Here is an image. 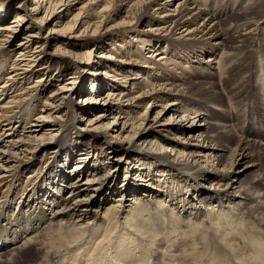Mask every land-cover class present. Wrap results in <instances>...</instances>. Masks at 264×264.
<instances>
[{
  "label": "bare ground",
  "instance_id": "6f19581e",
  "mask_svg": "<svg viewBox=\"0 0 264 264\" xmlns=\"http://www.w3.org/2000/svg\"><path fill=\"white\" fill-rule=\"evenodd\" d=\"M16 1L0 0V72L10 62L0 86V252L15 246L9 255L14 260V254L35 247L28 251L38 259L30 264H264V217L258 215L264 209V174L246 181L247 163L264 150V122L244 130L259 140L229 136L222 149L220 135L207 131L215 126L200 113L206 105L228 106V114L239 117L238 97L253 88L258 70L264 72V0H88L72 18L56 17L58 25L44 41L41 34L58 6L71 10L76 0ZM228 9L234 20L226 18ZM13 12L15 20L6 22ZM108 23L109 31L102 28ZM118 24L123 29L114 30ZM75 28H83L80 35L90 43L71 44ZM17 32L26 33L14 60L7 45ZM68 45L94 47L75 54V72L46 96L50 80L68 72L53 67L61 59L47 63L46 55L54 46L66 52L62 46ZM99 49L109 51L94 57ZM167 58L189 63L178 69L195 82L184 90H157L151 81L158 82ZM36 74L41 76L28 84ZM140 77L150 81L138 83L135 92L121 90L117 82L131 87ZM17 83L23 88L8 96ZM82 95L86 105L79 106ZM101 95L107 106H91ZM144 101L162 102L154 119L155 108L136 117ZM92 112L90 125L81 130L80 115ZM169 112L164 123L177 126L153 130ZM187 121L194 127L183 126ZM89 127L104 132L82 135ZM46 129L62 134L60 139L54 141ZM170 130L173 139L163 134ZM103 145L109 159L121 151L127 157L109 165L101 159ZM69 147L95 149L99 156L89 162ZM127 161L133 167L120 163Z\"/></svg>",
  "mask_w": 264,
  "mask_h": 264
},
{
  "label": "rangeland",
  "instance_id": "374dc122",
  "mask_svg": "<svg viewBox=\"0 0 264 264\" xmlns=\"http://www.w3.org/2000/svg\"><path fill=\"white\" fill-rule=\"evenodd\" d=\"M35 1H37V0H35ZM87 1L88 0L71 1L72 5H75V7L73 9H71V10H68L67 6H63V5L58 6V9H57V12H56L57 14L55 13L56 16L55 17L52 16L51 19L48 20L50 22V24L45 28V30L41 34L40 40L41 41H44V39H46L47 35H49V29L55 27L56 25H58V24H56L57 21L55 20L56 17L58 18V16H60L62 14H66V15H68V18H72V16L79 11V8L81 6H83V4L86 3ZM199 1L202 2L203 0H199ZM231 1H236V0H231ZM16 2H18V4H19L20 0H17ZM205 3H207V1ZM18 4L16 3V5L14 6V8L16 6H18ZM238 4H241V6H243V4H246L247 5L246 2L238 3ZM213 5H214V3H210V6L211 7H213ZM42 8H45V4L43 5ZM77 9H78V11H76ZM231 10L232 9H228L227 14L225 13V15H227L226 18H232V20H234V15L231 16V14H232ZM233 10L236 11V7H234ZM241 10H243V9H241ZM241 10L238 11V12H236V13H240ZM167 12H168L167 14L170 15V16L171 15H174V11L170 7L167 8ZM43 14H44V12H40V15L38 14L37 16L38 17H41ZM162 16H165V15H161V17ZM15 17H16V13L15 12L7 15L6 16V18H7V21L6 22H8V23L9 22H12L13 20H15ZM29 25H30V23L27 21L23 25V28L24 27L26 28ZM110 25L111 24H109V23L106 26L104 24L102 28H104L105 30L109 31ZM232 26H234V24ZM226 27H228V26H226ZM113 28H114V30L123 29V27L120 26L119 24L118 25H115ZM82 29L83 28H81L79 30L77 28L74 29V31H76V33H72L70 35V43L71 44H76V43L82 44V43H86V42L89 41L84 36H81L80 35L81 34L80 31H82ZM18 32L15 35H13V37L11 38V40L9 41V43L7 45V47H8V50L7 51H11L9 53L12 54L11 59H14V60L16 59V54H17V50H18V44L23 40L24 34L26 33V32H20V33H18ZM36 40H38V39H36ZM36 42L33 43V46H35ZM89 43H90V41H89ZM55 46L52 47L51 49H49L50 56H48V54L46 55V57L48 59V62L47 63L51 62L52 60H55L56 58L57 59H61V62L59 61L58 64L57 63H54L53 64V67L62 66L63 68L67 69L68 72L66 73V70H65L66 75H64V77L61 78V79L57 78V75H56V76L53 77V80L52 79L50 80L49 84L51 86L45 90L46 96L50 95V93L53 90H55L59 86V84L64 83L65 80L69 77V75L71 73L75 72V68L73 67L74 62L77 60V56L75 58V54H78V53L84 52V51L86 52V50H89L90 48H93L94 47L93 45H89V46H84L82 48L77 47L76 50H75V49H73L72 46H69V45L66 46V47L62 46L65 49V51L66 50H68V51L63 52V53H61V52L59 53L58 51L55 50L56 49ZM250 50H251V48H247V51H250ZM104 51H109V50H104V49L94 50L93 51L94 57L96 56L97 58H100V56L102 55V52H104ZM43 57H44V55H43ZM104 60H106V59L104 58ZM113 60L115 61V59H113ZM118 60H120V59L118 58ZM9 63L6 65L7 72H6V69H5V72H4V70H2L0 72V77L1 76L3 77V78L0 79V86L2 85V83H4V77H6L7 74H8V68L10 67L9 66ZM162 64H164L165 67L161 69V72L159 74V77L157 79L155 78L158 82L151 81L152 84L155 83L157 85L156 86L157 90L163 89V88H165L168 85H169V87L172 86L175 89H176L175 86H177V88L179 90H181V89L184 90V87H186L189 82H195V80L193 78H190L188 75H185L184 76V74L181 73V69H178V65L179 66H183L186 69H188V67H189L188 64L189 63H185L184 64L181 61V63L175 64V63H172V60H169L167 58L166 60H164L162 62ZM204 65H206V64L204 63ZM206 66L209 67V68H213L214 67V66H209V65H206ZM258 67L260 68L261 65H259ZM254 68H255V66H253V69ZM55 69L56 68L53 69V72H52L51 75H53V73L55 72ZM72 69H74V70H72ZM1 74H3V75H1ZM171 74L172 75L175 74V77H173L174 79H171ZM245 75L246 74H243L242 76H245ZM40 76H41L40 74H36V75L32 76L31 77L32 79L29 82H27V83L28 84H30V83L32 84L33 81L34 80H37V78L40 77ZM133 76L134 75H132V77ZM238 77H240V76L238 75L237 76V79H238ZM153 78H154V76L150 80H154ZM150 80L147 79L146 77H140L137 80V84L134 85V86H131V87H129V84L126 85V81L125 80L124 81H120L119 80L117 82L120 83L121 90H123V91H126L127 90L126 92H128L129 89H130V90H133L135 92V91H137V89H134V88H137L138 87V83H144V82H148ZM196 81L204 82L206 84H211L210 82H208L209 81L208 78H205L204 81H202L198 77V80H196ZM253 81H254L253 88L248 89L243 95H241V96L238 97V100L240 101V106L238 108V113H237V116H239L238 118L237 117H234V115H229L228 114V112L231 111V110L225 109L228 106L216 107V106H213V105H206L207 107H206L205 111L200 112L201 114H203L205 116V118L207 119L208 122H210L213 126H215L214 128H212L211 126H209L208 129H207V131H208V133H209L210 136H216L217 134L220 135L221 139H220V142H219V145L218 146L221 147L222 149H225V148H227L229 146L226 143V140H224V139H228L229 136H234L236 139H238L239 137H243V138H246V139H248V140H250L252 142H255L256 140H259L257 137H254L252 135V133L247 134L245 132V134H244V130L248 126H251V129H252L253 123H259L260 120H262L264 122V72L262 71V68L256 72L255 76L253 77ZM89 84L90 83H88L87 86H89ZM24 85H26V83ZM19 87H20V84L17 83L13 87V90L9 92L8 96L11 97L13 95L12 92H17L18 90H20V89L23 88V87H21V88H19ZM146 90H148V88H146ZM218 92L221 93V94H223L224 96H226L221 89H219ZM171 94L172 95L176 94V91H171ZM101 96H99L96 99V102L90 103V105L91 106L92 105L93 106H97V107L99 106V108L101 107V109L102 108L104 109L107 106V104H103V102H102L103 101L102 100L103 99V96L102 97ZM3 97H4V100H5V101L3 100L4 102H6L9 99V98H6V94L3 95ZM84 97H86V96L85 95H82L81 97L79 96V97L76 98V102L78 103L79 106L86 105V103L85 104L82 103V100L84 99ZM120 98H122V96ZM135 101H133V103H135ZM227 102H228V100H227ZM41 103H43V100H41ZM87 104H89V103H87ZM151 104H153V105H151ZM126 105H128V103H126ZM135 105H137V103ZM150 105H151V107H150ZM161 105H162V102L153 103V101H144V103H141L140 107H138V108L135 109V111L139 112V114L136 117H140L142 114H144L146 112V109L147 108L148 109L149 108L150 109L151 108L152 109L155 108L150 113V115H152L151 116V119H154L155 118V114L161 109V107H160ZM227 105H228V103H227ZM38 109H42V105H41V107L39 106ZM210 109L211 110L212 109L214 110V113H216V116H215V114H213V113L210 112ZM207 111H209V112H207ZM207 115H208L209 118L207 117ZM81 116H83L82 117L83 121L81 122V127H82L81 130L84 131L85 127L88 126V125H90L89 120L92 119L93 116H95V113L92 112L91 115H80V117ZM123 116L126 117V114H122V117H121L120 120H122L124 118ZM67 117L68 116H66V118ZM170 117H171V112H169L166 115L163 114L162 116H159L157 118V120H156L158 122L155 121V128L153 127V130L158 131L159 128H160V131H161L162 125H166L167 127H169V128L172 127V129H174V127L177 126V123L176 124H172V126L171 125H168V124H165L166 122H168V120L170 119ZM110 120H112V119H110ZM254 120L256 122H254ZM122 121H124V119ZM106 122H108V121H106ZM117 122L119 123V121H117ZM117 126L119 127L120 125L117 124ZM183 126L190 127V128H193L194 127V126H192V122H190V121H187V122L183 123ZM90 128H92V127H89V129ZM45 132H47L49 134H52L51 131H48L47 129H46ZM101 132H104V130L103 131H101V130L95 131L93 129H90L89 132H87V133H81V134L82 135H88V136L90 135V137H91L92 135L94 136V134H100ZM111 134H113V133H111ZM163 134L168 139H173L174 138V136L172 135L173 134V131H171V130L170 131L163 132ZM56 135H57L56 133L55 134L54 133L52 134V136L54 137L53 138L54 141L55 140H59L62 134H59V136L58 135L56 136ZM126 135L127 134H125L123 136V141H124V137ZM113 136H114V134H113ZM171 137H173V138H171ZM48 138H50V136ZM151 138H154V136H151ZM179 138H180L179 139L180 142L187 143V141H185L186 139H184V138H187L186 136H179ZM117 139H118V141H120L121 138H117ZM126 143H127V141H126ZM146 146H147V144H145L143 146V148L145 149ZM103 147H104L103 150H101V147H99L98 150L99 151L101 150L103 152L101 154V157H103V158H101V159H105V162H108L109 165H112V163L113 164L114 163L117 164L119 162L118 160H120V158H122V156H124V158L127 157V153L124 154V152L121 151V152H118V153L111 154L112 155V158L109 159V152L107 151V145H103ZM69 149H70V152L71 153H75V154L78 153V156H80V157H84V158L87 157L86 159H88L89 162H92V160H94V157L97 158L99 156L98 155V152H95V149H85L82 152L81 151L80 152L77 151V150H79V148H76L75 149L73 147H69ZM83 154H88V155L85 156ZM115 159H118V160L116 161ZM252 161H253V163H247L248 171H247L246 181H248V182H251V180H253L256 176H258L260 174H264V150L260 151L259 154H258V156L254 157ZM132 162L133 161H131L129 164H128V161L127 162H120V163H123V167H125V166H129V167L131 166V167H133L134 164ZM255 163H256V165H254ZM39 166H40V163L38 164V167ZM124 172L125 171L123 170V175H124ZM87 175H89V174L87 173ZM84 178L86 179V176L85 177L83 176L81 178V181ZM132 178L134 180L136 177L135 176H132ZM256 181L257 180H255L254 183H256ZM76 182L73 183V184H76ZM71 183H72V180H71ZM78 184H80V183H77V185ZM168 188L171 189V187H168ZM142 190L143 189H141L140 191L142 192ZM141 192H139V194H141ZM64 195H67V193H64ZM143 195L144 194L142 193V197H141V195H139V197L140 198H143L144 197ZM254 197L255 198L256 197L258 198V195L257 196H254ZM260 197H262V196H260ZM262 198H264V197H262ZM238 199H241V197H238ZM18 203H19V200L17 201V205H18ZM15 207H17V206L15 205ZM263 210L264 209H259V213L260 214H258V215H259L260 218L264 217V211ZM48 218H50V216ZM37 223H39V222H37ZM47 223H48V221L46 220V223L45 224H47ZM135 223H137V222H135ZM133 245L134 244H132L131 246H133ZM188 247L190 248L191 246L189 245ZM188 247H186V248H188ZM14 248H15V246L11 245L3 253L0 252V256H1L0 258H2L0 260V264H9L8 261H10L11 264H14V263H16V264L17 263L18 264H30L32 261L38 259V258H36L35 251H30V253H29V251H28L29 249H34L35 250V247H33V248L30 247V248H24V251H21V253H19V254H14V255L12 254L14 256V260H12V259L9 258V255L12 252H16V251H13ZM22 252L24 254L23 256H22Z\"/></svg>",
  "mask_w": 264,
  "mask_h": 264
}]
</instances>
